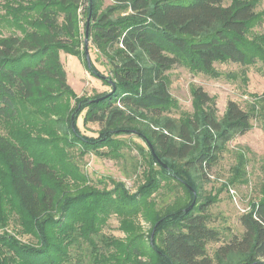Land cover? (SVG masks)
<instances>
[{"label":"trees","instance_id":"obj_1","mask_svg":"<svg viewBox=\"0 0 264 264\" xmlns=\"http://www.w3.org/2000/svg\"><path fill=\"white\" fill-rule=\"evenodd\" d=\"M103 1L4 4L0 226L11 213L35 243L0 234V264H71L73 258L76 264H264V181L257 203L239 217L241 236L208 257L206 247L218 243L220 234L208 227L213 199L200 201L193 173L214 167L226 144L247 134L254 120L264 129V93L248 111L227 102L218 119L214 100L193 87L191 115L174 121L167 117L175 105L166 76L185 67L215 77L214 64L226 62L239 65L243 74L248 67H264V9L258 10L264 0H112L114 6L104 11ZM3 26L12 31L3 35ZM82 35L105 55L115 52L108 56L111 76L103 81L110 91L91 98L71 91L59 56L78 57L101 78L88 65ZM82 114L83 124L100 126L97 137L81 133ZM137 118L158 130L147 134L131 126ZM125 135L138 137L149 150L145 182L134 194L121 184L109 191L91 186L79 159L90 153L119 157ZM237 161L233 180L245 164L242 155ZM170 182L185 197L158 208L153 195ZM111 213L120 218L124 240L100 234ZM138 215L150 225L146 237L134 222Z\"/></svg>","mask_w":264,"mask_h":264},{"label":"rangeland","instance_id":"obj_2","mask_svg":"<svg viewBox=\"0 0 264 264\" xmlns=\"http://www.w3.org/2000/svg\"><path fill=\"white\" fill-rule=\"evenodd\" d=\"M5 3L6 0H0V16L5 14ZM229 3L230 0H225V4ZM111 6H114L112 0H104L101 10L104 11ZM262 9H264V2L258 6V10ZM118 15L119 12L114 17ZM83 22L84 20L80 23L81 32L83 31ZM11 31L12 29L6 26L2 27L3 35H7ZM260 31L264 32V26ZM81 40L85 42L83 35ZM80 50H83V46ZM84 52L87 53L90 64L92 63L98 70L102 79L87 72L82 60L78 57L60 52V61L69 88L75 96L86 98L109 92L110 88L103 81L111 76L112 66L108 56H113L115 52L108 50L105 55L95 47L91 40H87ZM114 60L116 61V59ZM214 69L217 73L215 77L192 73L185 67H175L166 73L169 93L175 105L167 117L177 121L191 115L192 95L190 90L193 87L201 88L214 100L218 119L225 112L227 102L235 101L243 110L248 111L256 97L264 93V67L260 65L248 67L245 74L242 73V68L239 65L229 62L216 63ZM77 124L81 133L89 138L97 137L101 129L98 124H83V114L79 116ZM252 125V129L247 134L236 135L226 144V150L221 154L214 167L198 174L193 172L200 201H206L208 198L213 199L207 210L208 227L220 234L218 243H210L206 247L208 257H212L220 246L233 237L241 236L243 232L239 217L250 212L252 206L260 198V188L264 181V129L260 120H254ZM131 126H136L147 134H149V130H158L156 125L139 118L135 119ZM120 139L123 140L124 145L119 150V157L107 158L90 153L79 159L77 165L90 181L91 186L109 191L116 184H121L130 194H134L138 186L145 182L144 178L149 170L147 157L149 150L146 144L136 136L125 135ZM100 152L106 151L103 149ZM238 155L244 157L245 164L243 172H241L242 176L233 180L235 176L232 170L237 165ZM179 163L183 164V161ZM154 168L158 169L156 166ZM153 196L157 207L163 208L184 198L185 192L182 187L170 182L169 184L162 183L161 188ZM7 218L4 227L0 226V234L6 232L23 243H35V240L30 236L22 234L16 216L10 213ZM134 222L140 225L143 236L147 235L150 225L140 215L134 219ZM120 227V218L111 213L102 224L100 234L107 239L124 240L125 234ZM71 264H76L75 258Z\"/></svg>","mask_w":264,"mask_h":264},{"label":"water","instance_id":"obj_3","mask_svg":"<svg viewBox=\"0 0 264 264\" xmlns=\"http://www.w3.org/2000/svg\"><path fill=\"white\" fill-rule=\"evenodd\" d=\"M86 43H87V38H85V45H86ZM85 56H86V59H87L88 65H90V61H89V58H88L87 53H85ZM150 150L152 151L153 156L156 158L155 153H154V151L151 149V147H150ZM156 160L158 161V163L160 162L157 158H156Z\"/></svg>","mask_w":264,"mask_h":264}]
</instances>
